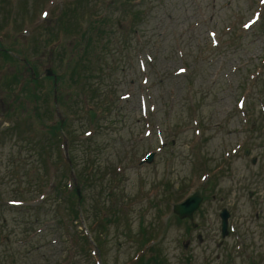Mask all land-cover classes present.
Wrapping results in <instances>:
<instances>
[{"label": "rangeland", "instance_id": "rangeland-1", "mask_svg": "<svg viewBox=\"0 0 264 264\" xmlns=\"http://www.w3.org/2000/svg\"><path fill=\"white\" fill-rule=\"evenodd\" d=\"M0 264H264V0H0Z\"/></svg>", "mask_w": 264, "mask_h": 264}, {"label": "water", "instance_id": "water-1", "mask_svg": "<svg viewBox=\"0 0 264 264\" xmlns=\"http://www.w3.org/2000/svg\"><path fill=\"white\" fill-rule=\"evenodd\" d=\"M47 75L52 76L54 75L53 70L52 69H48L47 70ZM56 78H55V82H56ZM91 113V117L92 119L95 118V113L93 112V110L90 111ZM154 158V154L149 155V157L146 159V161L148 162H152ZM80 193V190L78 188V194ZM203 188L200 189L197 193H195L193 196H191L190 198H188L185 202L178 204L174 207V212L181 218V219H185V218H189V219H193L194 216V212L199 208L202 200H203ZM222 220H223V232L224 234H226L227 232V225H228V219L230 217V214L227 210H224L222 215ZM194 226H196V224H194Z\"/></svg>", "mask_w": 264, "mask_h": 264}, {"label": "trees", "instance_id": "trees-1", "mask_svg": "<svg viewBox=\"0 0 264 264\" xmlns=\"http://www.w3.org/2000/svg\"><path fill=\"white\" fill-rule=\"evenodd\" d=\"M67 187H66V192H67ZM67 193H70V192H67ZM72 212V211H71ZM73 212H74V214H75V217H76V219H78L79 218V214H80V212L77 210V209H74L73 210ZM60 220L61 221H64L65 220V216H63V215H61L60 217ZM65 229H66V224H65Z\"/></svg>", "mask_w": 264, "mask_h": 264}]
</instances>
